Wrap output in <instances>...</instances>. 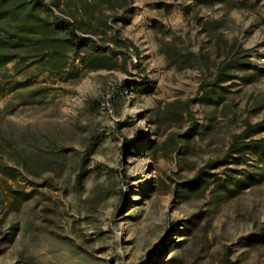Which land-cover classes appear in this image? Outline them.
<instances>
[{
    "label": "rangeland",
    "instance_id": "rangeland-1",
    "mask_svg": "<svg viewBox=\"0 0 264 264\" xmlns=\"http://www.w3.org/2000/svg\"><path fill=\"white\" fill-rule=\"evenodd\" d=\"M52 1L90 31L81 0ZM263 2L101 3L112 29L87 48L120 67L71 50L9 62L5 88L21 85L0 95V264H264V154L228 155L264 119ZM242 48L246 66L212 84Z\"/></svg>",
    "mask_w": 264,
    "mask_h": 264
},
{
    "label": "trees",
    "instance_id": "trees-1",
    "mask_svg": "<svg viewBox=\"0 0 264 264\" xmlns=\"http://www.w3.org/2000/svg\"><path fill=\"white\" fill-rule=\"evenodd\" d=\"M130 0H81L80 8L87 13L95 23H92L90 31L79 32L82 27L81 21L74 17H64L55 13L51 5L52 0H0V95L7 90H14L21 85L20 81H15L8 89L5 84L9 83L6 74L2 72L7 64L12 61L20 63V68L26 67L32 61H26L31 57L43 58L48 52L62 56L66 50H71L79 58L83 66L87 69L107 68L114 69L120 67L116 55L103 54L91 50L89 44L95 42L89 33H105L112 29L109 24L108 15H96L94 9L99 4L106 3L110 6L125 4L128 7ZM193 3L202 5L222 4L227 10L251 8L248 0H192ZM255 2L251 1V4ZM264 9V2L261 5ZM112 41L114 46H119L122 39L117 35V30L113 31ZM84 48L85 52L81 53ZM248 49L242 48L235 51L232 59L221 63L212 84L218 85V81L226 80L227 71L230 67L246 66L247 62L239 59L244 58L249 53ZM174 56L169 62L175 64L178 59ZM183 61H178L179 67H184ZM17 64V63H16ZM183 65V66H182ZM246 69V68H243ZM262 70V68H258ZM248 77L251 76L247 73ZM264 129V119L256 123H248L241 140L235 139L230 147L228 155L232 152L244 153L247 150L264 154V138L252 137L255 132ZM240 156V155H239ZM31 165L32 163H28ZM14 174V168L5 167ZM83 171L77 175V182H80ZM201 176V170L192 178L196 180ZM264 172L261 173V177Z\"/></svg>",
    "mask_w": 264,
    "mask_h": 264
}]
</instances>
